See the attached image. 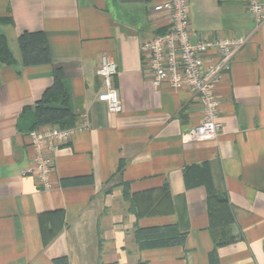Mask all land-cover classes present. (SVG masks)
I'll list each match as a JSON object with an SVG mask.
<instances>
[{"label": "crops", "instance_id": "obj_1", "mask_svg": "<svg viewBox=\"0 0 264 264\" xmlns=\"http://www.w3.org/2000/svg\"><path fill=\"white\" fill-rule=\"evenodd\" d=\"M163 1L0 0L7 45L41 32L51 58L24 65L10 51L13 62H0V264H264V23L243 0H188L192 41L249 36L215 86L220 132L195 141L187 135L202 118L195 95L153 86L140 51L166 28L153 9ZM101 54L117 64L119 112L97 99ZM55 68L75 129L43 190L28 131ZM211 192L226 200L212 220ZM165 227L185 228L183 241L139 247L137 229Z\"/></svg>", "mask_w": 264, "mask_h": 264}, {"label": "built area", "instance_id": "obj_2", "mask_svg": "<svg viewBox=\"0 0 264 264\" xmlns=\"http://www.w3.org/2000/svg\"><path fill=\"white\" fill-rule=\"evenodd\" d=\"M253 14L256 25L264 23V6L260 0H243ZM167 18L163 32L144 40L140 45L146 71L151 83L157 87L162 83L171 88L186 87L198 100L202 118L187 135L195 141L215 138L221 130L219 121V100L216 84L230 67L235 53L248 41V35L220 37L216 40L190 39L188 0H165L153 6ZM103 89L97 99L106 103L110 112H119L122 105L113 87V77L118 68L113 58L101 54L96 69ZM81 127H87L84 118ZM74 127L61 128L45 125L28 131L34 150V173L43 190L51 188L49 175L55 165L56 153L73 134Z\"/></svg>", "mask_w": 264, "mask_h": 264}, {"label": "trees", "instance_id": "obj_3", "mask_svg": "<svg viewBox=\"0 0 264 264\" xmlns=\"http://www.w3.org/2000/svg\"><path fill=\"white\" fill-rule=\"evenodd\" d=\"M2 22V21H0ZM18 47L21 54V61L24 65H34L51 62V58L48 52V48L41 32H23L18 37ZM0 62L11 63L13 62V56L10 52L4 35H0ZM54 82L53 85L48 88L42 98L36 102L35 106V125L33 128L43 127L45 125H57L61 128H66L73 119V114L69 108V95L64 84V77L60 69L55 68L53 72ZM60 100V103L55 105L53 100ZM209 204L211 207V220L212 216L221 218V211L224 214L226 209V200L220 199L214 192L208 195ZM213 204V205H212ZM215 205H217V208ZM221 223L219 219L217 223ZM214 224V221H213ZM213 228L211 232L213 233ZM222 234L225 232V228H216ZM217 232V231H215ZM57 229H49L46 234H43L45 243H47L55 234ZM186 233L185 228L177 227H165L154 229H137L135 233V239L140 248H150L159 246H169L173 244L181 243ZM218 244V243H217ZM59 264H67L65 258H60ZM137 264H145L138 262Z\"/></svg>", "mask_w": 264, "mask_h": 264}, {"label": "rangeland", "instance_id": "obj_4", "mask_svg": "<svg viewBox=\"0 0 264 264\" xmlns=\"http://www.w3.org/2000/svg\"><path fill=\"white\" fill-rule=\"evenodd\" d=\"M4 37L6 38L5 35H4ZM8 40H9V46H8L9 47V50L12 51L14 55L18 56L19 49H18V45H17L16 41L15 40H12L10 38Z\"/></svg>", "mask_w": 264, "mask_h": 264}]
</instances>
